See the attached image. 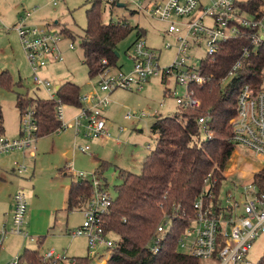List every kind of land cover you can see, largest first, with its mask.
Instances as JSON below:
<instances>
[{
  "label": "built area",
  "instance_id": "obj_1",
  "mask_svg": "<svg viewBox=\"0 0 264 264\" xmlns=\"http://www.w3.org/2000/svg\"><path fill=\"white\" fill-rule=\"evenodd\" d=\"M130 1L147 16L168 25V33L177 40L174 47L176 59L170 66H162L161 54L150 48L144 38H138L132 46V70L125 73L119 69L112 74L106 71L112 67L104 70L99 76L102 78L101 91L107 95L101 99L85 97L83 101L91 102V106L81 107L71 120L76 136H82L86 140L110 136L104 112L110 104L109 94L117 89H135L140 92L151 79L159 78L165 82L171 80L173 87L169 89L170 96L180 110L198 111L202 109L203 103L197 96L195 87H202L211 80L202 74L204 63L214 60L221 47L233 39L249 36L250 49L264 44V3L256 13L249 14L237 5L239 0H206V3L203 0H161L152 2L146 8L140 0ZM54 5H58V2ZM36 12L37 9H33L22 14L15 30L33 71L35 86L52 92L51 82L39 76V73L51 62L62 61L61 42L64 34L55 24H33L31 19ZM202 46L204 54L198 59L200 64H194L195 51L202 49ZM69 49H75L74 45L70 44ZM250 49H244L243 59L250 56ZM103 64L107 65V62L103 61ZM241 66L242 61H238L219 82L222 89L231 85ZM179 87L186 90L182 97L178 96ZM51 100L56 103V117L61 122V127L56 132L59 133L71 121L66 123L64 120L66 107L62 100L53 94ZM147 117H151L148 112L128 113L126 120L136 125ZM230 123L233 128L231 141L235 147L244 146L264 160V89L254 93L250 85H244L237 99L236 116ZM197 124L206 138L212 136L210 113L199 117ZM38 130L35 109L23 110L21 137L10 140L5 135L0 136V156L34 149ZM154 135L160 137L159 132ZM88 150L89 147L81 148L84 153ZM29 154L35 156L33 150ZM13 170L17 175L29 172L27 166L18 162H13ZM74 176L81 178L80 180H89L93 186V195L83 210L82 225L71 235L87 240L89 258L103 260L106 255L100 251H106L108 258L102 263L106 264L117 244L116 239L111 237L112 233L106 230L104 219L112 207L113 192L100 177L89 179L86 175L77 173ZM252 177V181L246 184L234 183L232 190L221 196L222 187H218V180L209 174L202 194L194 203V217L178 240L177 250L200 260H216V264H250L247 256L256 239L264 234V191L254 182V175ZM27 215V196L23 191H18L14 195L11 225L0 230V251L9 236L30 237L25 230ZM172 219L166 215L159 225L150 247L152 252H159L164 234L172 226ZM44 258L55 259V252L50 251ZM11 264H19V258Z\"/></svg>",
  "mask_w": 264,
  "mask_h": 264
},
{
  "label": "rangeland",
  "instance_id": "obj_2",
  "mask_svg": "<svg viewBox=\"0 0 264 264\" xmlns=\"http://www.w3.org/2000/svg\"><path fill=\"white\" fill-rule=\"evenodd\" d=\"M93 1L95 0H0V11L2 8L7 11L6 20L8 22L14 21L19 11L24 12L26 9L28 12L37 9L33 19L41 21L40 23L45 25L57 23L56 27L64 34L61 42L62 61L51 62L39 73V76L49 80L52 84V92H48L44 88L38 89L35 86L33 71L26 54L24 58H19L16 52L15 39L9 37L11 31L8 28L12 27L4 20L0 23V67H2L0 69H2L1 72H10L15 84L12 89L0 87V105L3 108L6 138L15 140L21 137L22 111L20 112L17 104L18 95L26 96L29 100L31 98L51 100V94L58 98L57 89L67 82L76 84L81 88L82 107H90L92 104L83 101L87 96L101 99L107 95L101 91V76L91 78L83 63L81 42L88 27L86 14ZM140 1L142 6L146 8L151 6L152 2L161 0ZM203 1L206 3V0ZM55 2H58L56 7L54 6ZM119 4H123V6H119ZM102 18L106 24H128L132 28L139 27L144 30L146 33L144 40L150 48L161 54L162 66H170L176 59L174 47L177 40L174 35L168 33V25L147 16L132 1L103 0ZM181 23L179 22V24ZM72 36H75L76 39H71ZM136 41L137 33L135 30L118 45V68H109L106 70L108 73H115L119 69L125 73L132 70L133 61L130 57L132 46ZM70 44H73L75 49H69ZM203 54L204 48L202 46V49L195 51L196 56L193 63L200 64L198 59H201ZM165 89H168V84L159 78H154L145 84L144 89L140 92L135 89L120 88L110 93V104L104 112L107 128L110 132L109 137L101 136L94 140H86L82 136H76L74 128L71 127V120L79 113V109L66 106L64 120L66 123L71 121L67 123L68 127L59 133L36 140L35 148L31 149L35 152V156L29 154L31 150L15 152L11 156H0V201H3L4 204L0 207V217L8 213L11 204L13 209L14 195L18 191H23L27 196L28 211L33 205L48 211L54 209L58 214L59 221V216L64 211L66 187L81 179L74 176V173L84 174L89 179L94 176L100 177L116 197V187L121 184L120 172L126 171L140 175L145 158L156 148L158 137L151 131V126L156 118L173 117L180 112L174 98L165 95ZM177 91L180 97L184 96L186 92L184 87H179ZM35 107L36 105L31 102L23 110L34 109ZM143 112H148L151 117L143 118L140 121L143 128L142 131H139L134 122L126 120V115ZM182 112L185 113L186 111ZM202 115L204 116L206 113ZM202 137H206V135L203 134ZM82 147H89L90 150L84 153L81 151ZM13 162L27 166L29 172L24 175L13 173ZM102 163L107 164L106 169H102L100 175L95 174L100 172ZM262 170H264V160L260 156L244 146H237L224 173L225 182L220 195L224 196L231 191L234 183L246 184L251 182L252 176ZM218 184H220L219 181ZM83 221L84 215L82 213H74L69 219V226L65 225L66 221L57 223L56 229L51 232V236L40 241L42 243L40 247L39 243L33 244L40 250L42 256H46L52 250L55 251V259L46 260L41 257L40 264H59V262H61L60 264H77L79 262L76 259L89 258L87 240L84 237L71 238L66 235L69 229L76 230L79 228ZM31 236L34 238L33 235ZM111 237L116 238L114 235ZM20 243L21 238L9 236L4 242V248L0 254V263L11 264L18 259L20 255L17 254V247ZM100 253L106 255L105 259L94 260L89 258L90 264H102L108 258L106 251L101 250ZM263 255L264 234H261L254 242L247 256V261L250 264H258Z\"/></svg>",
  "mask_w": 264,
  "mask_h": 264
},
{
  "label": "trees",
  "instance_id": "obj_3",
  "mask_svg": "<svg viewBox=\"0 0 264 264\" xmlns=\"http://www.w3.org/2000/svg\"><path fill=\"white\" fill-rule=\"evenodd\" d=\"M263 3L264 0H239L237 5L242 11L254 14ZM102 11L103 0L93 1L86 14L88 27L81 42L83 63L91 78L98 77L108 67L118 68V45L133 31L136 30L137 39L146 34L139 27L132 28L128 24L104 23ZM250 44L249 36L230 40L221 47L214 60H207L202 66V74L211 80L202 87H195L203 103L202 109L185 113L180 110L173 117H157L151 131L153 134L159 132L160 137L156 148L145 158L141 174L120 172L121 184L116 187L117 195L104 218L106 230L116 236L117 242L106 264H216V260L204 261L179 252L177 246L194 217V203L204 190L207 176L212 174L220 182L218 187L225 182L224 173L236 149L231 141L233 128L230 122L236 116L241 88L250 85L254 93L264 89V44L256 49H250ZM246 47L251 54L243 59ZM238 61H242L240 70L231 85L222 89L219 82ZM14 85L10 72L0 73V87L12 89ZM165 92L170 96L169 89ZM57 96L65 107L80 109L83 106L81 88L76 84L61 85ZM31 102L36 105L38 138L56 133L61 127L56 117V103L49 99L17 97L20 112ZM205 113L212 117V136L208 138L202 137L204 133L197 124V119ZM2 135H5V126L0 105ZM106 166L102 163L100 172L95 174L100 175ZM254 182L264 191V170L255 174ZM92 195L93 186L89 180L73 182L66 211H83ZM166 215L173 218L172 226L164 234L159 252L154 253L150 247ZM76 260L77 264H90L89 258ZM40 262V253L36 250L25 249L19 257V264ZM258 264H264V255Z\"/></svg>",
  "mask_w": 264,
  "mask_h": 264
},
{
  "label": "crops",
  "instance_id": "obj_4",
  "mask_svg": "<svg viewBox=\"0 0 264 264\" xmlns=\"http://www.w3.org/2000/svg\"><path fill=\"white\" fill-rule=\"evenodd\" d=\"M4 3L6 4L7 2H4ZM3 6H5V5L3 4ZM22 6L24 7V5H22ZM56 6H58V5H56ZM25 12H27L26 9L24 10V12L19 11L17 13V15L15 16L14 21L8 22L6 20V18H7V16H6L7 11L4 8H2V10L0 11V23H2V20H4L5 22L8 23L9 26L12 27V28H8V30L11 31L9 33V37L10 38L12 37V38L15 39V45H16V49H17L16 52H17L19 58H24L25 53H24V51H23V49L21 47V43H20V40H19V36H18V34H17L16 30H15V26H16V24L18 22L19 17L22 14H24ZM33 17L31 19L32 23L33 24L36 23V25H38L37 23H40L41 21H38L36 19H33ZM39 25H45V24H41L40 23ZM0 68H2V67H0ZM1 70L2 69H0V73H1ZM2 72H4V71H2ZM162 81L164 82V80H162ZM165 83L168 84V89H171L173 87V81L170 80V81H167ZM167 94L168 93L165 92V95L166 96H167ZM136 125H137V129L139 131H142V128L143 127L141 126V124L138 123ZM14 153L15 152L9 154L8 156L13 155ZM12 171H13V173H15L14 170H13V164H12ZM70 187L71 186H67L66 187L67 195H66L65 205L63 207L64 211L60 215L61 216V220H60V216H59V221H58V214H57V212L54 209H52L51 211L50 210L48 211V210H45V209H41L40 207H37L36 205H33V207L28 211V216H27L25 230L29 233V236L30 237L29 238H25V237H22V236H15V237L21 238V243L17 247V250H18V253L17 254L18 255L21 256L23 254V252H24L25 249L36 250V251H39V253H40V250L38 248H36L33 244H36L37 245L39 243V247H40L42 245V243L40 241L41 240H46V239H48L51 236V232H52L53 229H56V224L57 223L60 224V223H63L64 221H66L65 222V225L66 226H69V219H70V217L74 213L80 212V213L83 214V211L82 210L73 211V212H70V213L66 211L67 197H68V192H69ZM10 202H11V200H10ZM2 205H4L3 204V201H0V207ZM10 206L9 207L11 209L9 211L7 209V211H8L9 214L8 213H5L3 215V217L2 216L0 217V229H3L4 227H9L11 225V217H12V214H13L14 207L12 209V204ZM73 231H74L73 229H69L66 232V235L69 236V237H71V238H78V237H73L71 235ZM30 234L33 235L34 238H37V239L34 240V238ZM43 236H45V237H43ZM3 248H4V244H3ZM1 251H3V249ZM1 251H0V254H1ZM40 256L41 257H45V256H42L41 254H40ZM60 263L61 262H59V264ZM0 264H2V262Z\"/></svg>",
  "mask_w": 264,
  "mask_h": 264
},
{
  "label": "water",
  "instance_id": "obj_5",
  "mask_svg": "<svg viewBox=\"0 0 264 264\" xmlns=\"http://www.w3.org/2000/svg\"><path fill=\"white\" fill-rule=\"evenodd\" d=\"M119 6H123V4H119ZM116 55L119 57V53L118 52H116Z\"/></svg>",
  "mask_w": 264,
  "mask_h": 264
}]
</instances>
